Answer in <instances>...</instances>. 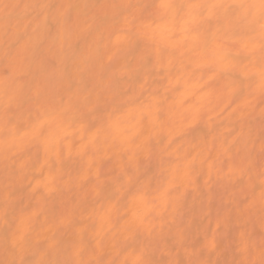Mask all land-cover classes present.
I'll list each match as a JSON object with an SVG mask.
<instances>
[{"label":"bare ground","instance_id":"bare-ground-1","mask_svg":"<svg viewBox=\"0 0 264 264\" xmlns=\"http://www.w3.org/2000/svg\"><path fill=\"white\" fill-rule=\"evenodd\" d=\"M29 3L0 68V264H228L264 237L260 0H51L36 30Z\"/></svg>","mask_w":264,"mask_h":264},{"label":"clouds","instance_id":"clouds-1","mask_svg":"<svg viewBox=\"0 0 264 264\" xmlns=\"http://www.w3.org/2000/svg\"><path fill=\"white\" fill-rule=\"evenodd\" d=\"M252 2V0H250ZM51 0H30L28 6L23 10L25 19L33 24V30L39 29L42 25H51L53 20V9L50 8ZM264 5V0H260ZM12 6V0H0V68H6L10 63L18 64L19 57L17 50L21 42H13L14 34L20 31L22 24L6 20L8 10ZM69 7L75 12V0H71ZM11 77V73H5ZM16 91V82L10 79L8 82L0 80V109L8 105L14 99ZM34 98L37 107L42 105V95L39 89L34 92ZM3 118L0 117V132L7 131L11 136L10 127L5 129ZM208 264H225L219 254L213 252L211 255L204 254ZM127 257L124 261H117V264H145L143 255ZM228 264H264V237L249 238L242 237L239 242L232 247V254Z\"/></svg>","mask_w":264,"mask_h":264}]
</instances>
